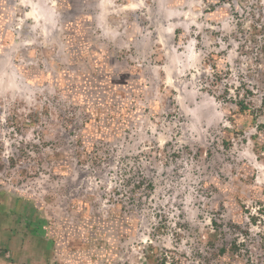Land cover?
Returning a JSON list of instances; mask_svg holds the SVG:
<instances>
[{"label": "rangeland", "instance_id": "rangeland-1", "mask_svg": "<svg viewBox=\"0 0 264 264\" xmlns=\"http://www.w3.org/2000/svg\"><path fill=\"white\" fill-rule=\"evenodd\" d=\"M0 7L24 264H264V0Z\"/></svg>", "mask_w": 264, "mask_h": 264}, {"label": "crops", "instance_id": "crops-1", "mask_svg": "<svg viewBox=\"0 0 264 264\" xmlns=\"http://www.w3.org/2000/svg\"><path fill=\"white\" fill-rule=\"evenodd\" d=\"M24 201L23 197L0 191V264H24L40 252L37 243L33 245L42 236L39 219L28 218L23 226L26 230L19 223L25 214Z\"/></svg>", "mask_w": 264, "mask_h": 264}, {"label": "flooded vegetation", "instance_id": "flooded-vegetation-1", "mask_svg": "<svg viewBox=\"0 0 264 264\" xmlns=\"http://www.w3.org/2000/svg\"><path fill=\"white\" fill-rule=\"evenodd\" d=\"M0 9H7V8L0 7Z\"/></svg>", "mask_w": 264, "mask_h": 264}]
</instances>
